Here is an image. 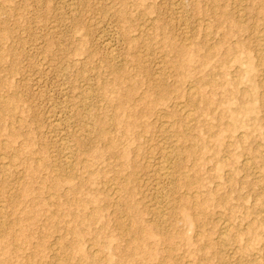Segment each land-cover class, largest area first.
Wrapping results in <instances>:
<instances>
[{
    "label": "rangeland",
    "instance_id": "374dc122",
    "mask_svg": "<svg viewBox=\"0 0 264 264\" xmlns=\"http://www.w3.org/2000/svg\"><path fill=\"white\" fill-rule=\"evenodd\" d=\"M241 5L251 13L237 28ZM253 7L250 0H0V264H240L216 241L228 213L234 227L256 229L237 238L248 246L245 264H264V188L252 185L253 174L238 163L240 149L225 155L213 143L217 135L207 131L217 128L222 106L229 116L248 105L246 93L221 94L242 84L233 75L234 58L209 48L225 32L249 45V33L263 28ZM214 9L224 18L216 20ZM178 14L191 62L173 49L183 41ZM108 41L118 63L109 60ZM182 60L185 66L178 67ZM212 66L218 71L213 78ZM198 76H204L201 84ZM195 83L214 98L212 111L199 110L191 132L211 140L197 150L196 184L214 193L201 192L187 205L179 201L178 195L188 196L180 180L160 219L152 213L151 168L159 150L174 146V133L160 131L155 118L161 113L179 125L174 102L187 101V87ZM117 94L133 112H121V124L112 116ZM224 129L220 139L230 134ZM252 132L264 137V125ZM64 141L73 147L69 168ZM192 161L185 152L180 168L190 171ZM254 161L261 170L260 159ZM224 163L235 165L233 183ZM205 237L209 246L201 243ZM135 244L147 250H133ZM94 253L100 260H92Z\"/></svg>",
    "mask_w": 264,
    "mask_h": 264
},
{
    "label": "bare ground",
    "instance_id": "6f19581e",
    "mask_svg": "<svg viewBox=\"0 0 264 264\" xmlns=\"http://www.w3.org/2000/svg\"><path fill=\"white\" fill-rule=\"evenodd\" d=\"M238 1H244V0H238ZM250 1L254 4L253 9L257 12L256 15H258V17L261 20L260 22H262V24H263V25H260L261 23L259 24V20H258L259 27H261V26L263 27L262 30L253 29V31H251L249 33L248 42H250V44L248 45L247 42L242 41L239 38L240 35L238 36V33L231 35L230 33L225 32L222 36L221 41H219L216 45H213L212 47L209 48V50H210L209 53L216 54L217 51H222V53L225 55L224 58H226V56H231L234 58L233 69H234L235 74H233V75H238V78H237L239 80L238 84L239 83L242 84V85H236L237 83L235 84L233 81V83L235 85L231 84L232 85L231 87H228V88L224 89L223 91H220L221 94H225V95L226 94H229V95L232 94L233 95V93H237V92L246 93V95L248 94L247 97L249 99L247 101L248 105L240 106V104H239V106L237 108H235L232 112H230L229 116L225 115V110L227 109V107H224V106H222V108L220 107L221 109L215 115V119L217 120V128L215 130H213L212 129L213 126L211 125L207 128V131L209 133H211V135L209 134L210 136L214 137L217 135L216 136L217 139H216V141L213 140L214 141L213 143H214V145L219 144L220 146H222V149H223V152L225 153V155L233 154V152H234L233 150H236L233 147H235V146L238 147L240 149V154L242 153V158L238 160V163L247 172H250L251 174H253L254 178L251 181L252 185H255L259 188H264V177H263V173L261 172V170L263 171V169H264V137L259 138L258 136L253 135V132H252V131L258 132V129L261 127V125L262 124L264 125V115L261 113V110H260L262 107H264V0H250ZM175 3H173V4H175ZM177 4L179 6V2ZM241 4H242V2H241ZM183 5H185V4H183ZM176 8H178V7H176ZM179 9H180V7H179ZM179 9L177 10V12H181V10H179ZM237 12H238V15L240 16V18H239L240 22H237L235 24H236V26H238L237 28H241V26H242L241 21H244L245 18L251 13V11L247 12L246 11V5L245 6L241 5L237 9ZM223 13H224L223 11L216 12L214 9L213 14L218 15L216 17V20L217 19L220 20L221 17H223V15H224ZM225 13H226V11H225ZM179 14H178L179 23L181 22L180 24L183 25L180 28V30H181L180 33H181V37L183 38V41L179 42V43L176 42L175 44H173V49L176 52V54H178L180 57H182V58L187 57L186 59L188 60V62H191L194 59L192 56H188V49H189L188 45H189V43L186 42L188 40V37L186 34V32H187L186 26H184L185 25L184 21ZM222 22H224V21H222ZM244 27H246V25ZM239 33L241 34V32H239ZM206 35L209 36L210 33H206ZM105 45H106V48L108 49L109 60L112 62L118 63L119 59L117 60L116 54H115L114 49L112 48V45L110 44V42L109 41L106 42ZM227 60H229L228 57H227ZM183 66H185V64L183 63V60H182V61H180V63H178V67H183ZM214 67L215 66H212V70L209 69L211 71V74H209L210 72L208 73L210 76L211 75L214 76L215 74L218 73L217 69H215ZM260 76H261V82L257 79ZM203 79H204V76H202V77L198 76L195 78V82L196 83L200 82V84H201ZM231 80H230V82H232ZM196 83L188 85V87H187L188 100L187 101H178L177 100L174 102L175 114H178V116L180 117V121H181V123L179 125L177 124L178 121L176 122V125H178V127H176L175 122H172L171 120L165 119L166 116L161 114L160 112H159L160 114L158 116H156V118H155L156 123L158 124L160 131H166L167 132V130H170V131H173V133H174V138H173L174 146L169 151L165 150V149L163 150V148L161 150H159L158 155L154 157L155 163L151 168L152 173L154 175V178L156 180L155 188H154V190H155L154 204H153L154 207L152 209V213L155 216L161 217L160 219H162L163 216L168 212L167 209L171 208V206H172L171 203L175 201L174 195H173V197H174L173 198V197H171V194H173V193L178 194L179 193V189L181 188L180 180H182L183 182L186 183V185L184 187L185 188L184 194H187L188 196L183 197L181 195H178L179 201L180 200L182 201L184 199V202L188 203L187 205H189L190 203L198 202L202 198V197H200L201 194H199L201 192L208 193V194H210L211 192L214 193V189L212 191L211 187H207L205 185H202V183L200 186L197 185L198 183L200 184V180L198 179V177H199L198 167L200 166V162H197V158L195 156H196V153L198 152L197 150H198L199 146H201L200 144H202V143L205 144L207 142H210L211 140L209 139L210 136L208 138H202V139L198 140V138L193 137L191 132L193 130H195V128H197V126L199 125L200 120L198 119V114H197L199 112V110H201L203 108L205 110L210 111L213 108V103H214L213 99L214 98L211 95L210 96H208V95L204 96V94H202V92H201L200 85L196 84ZM222 83L223 82H221V84ZM117 84L120 87L122 85V80H119L117 82ZM258 87H261L263 90L262 92L260 91L261 96L257 95V93L255 92V89H257ZM216 89H218V88H216ZM116 97H117V99H115V101H114V102H116L115 104L120 103L121 97L118 94L116 95ZM233 97H235V96H233ZM200 102H203L202 107L200 105ZM242 103L245 104L244 101ZM121 104L122 103L117 105L116 111L113 110L112 116H113V120H115L114 123H116V124H121L123 121L122 116H121V112L127 116H130L133 114V112L131 110H126V108L124 106L122 107ZM217 107L218 106H216V108ZM259 107H260V109H259ZM250 121L253 122L251 124L252 126L249 125ZM203 126H205V125H203ZM223 128H225L224 130L229 131L230 134H228V135L226 134L227 135L226 137L223 136V138L220 139V137H221L220 135L222 133ZM127 129H128V127H127ZM196 132H197V130H196ZM219 140H221V141H219ZM62 146L64 149V156H63L64 157V164L68 168L72 167L74 164V161H75L74 154L72 151L73 147L70 146L69 144H67V142H65V141H64V143L62 142ZM185 152L189 153V155H191V157H193V161L191 162L190 171L189 170L188 171L182 170L180 168V165H179V163L182 159V156L185 154ZM219 152H220V150H219ZM212 158H213V156L211 157V159ZM258 158L261 161V170L258 169V167L256 166V162L254 161V159L256 160ZM224 164H226V163H224ZM226 165H225L226 167L224 169V172L226 174L228 181H231V183H233L232 181L235 180L233 177L235 165H233L232 163H229ZM211 177H212L211 179H213L214 176H211ZM208 179H210V178H208ZM153 183H154V181H153ZM249 183H248V185H249ZM215 187H217V186L215 185ZM202 205H203L202 208L206 207V206H204L205 203H202ZM229 218H230V213L225 215L219 221L221 231L217 235L216 241L219 243L220 249L222 248V249L230 250L232 253H234L236 256H238V261L240 262V264H245L246 262H245V259H243V257H242V254H243L242 252L246 251L248 246L247 245L243 246L241 244V242L238 241L237 238L239 235L251 234L254 230L256 231V229L253 230L252 226L251 227L243 226L242 224H240L239 227L236 228L232 225ZM188 220H189L190 224H195L197 227L201 226L199 224V221L195 222L196 220H191V219H188ZM149 229L150 228H147V230H149ZM148 234H151V233H148ZM94 238H95V236H94ZM210 239H207V238L202 239V242H201L202 245L203 246H209L211 243ZM94 244H95V241H94ZM102 247L105 249L104 246H102ZM138 249L140 250L141 253L145 252L147 250L142 245H139V244L133 245V250H138ZM68 252H69V250H68ZM68 252H66V254ZM138 252H137V254H139ZM114 254H115V252H114ZM116 254H117V252H116ZM131 254H133V253H131ZM90 257L92 258V260L93 259L100 260L99 255H97L96 253L92 254V256H90ZM98 260H96V261H98Z\"/></svg>",
    "mask_w": 264,
    "mask_h": 264
}]
</instances>
